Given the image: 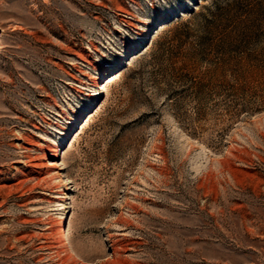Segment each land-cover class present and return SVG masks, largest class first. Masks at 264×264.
Segmentation results:
<instances>
[{
  "label": "rangeland",
  "instance_id": "1",
  "mask_svg": "<svg viewBox=\"0 0 264 264\" xmlns=\"http://www.w3.org/2000/svg\"><path fill=\"white\" fill-rule=\"evenodd\" d=\"M0 264H264V0H0Z\"/></svg>",
  "mask_w": 264,
  "mask_h": 264
},
{
  "label": "bare ground",
  "instance_id": "2",
  "mask_svg": "<svg viewBox=\"0 0 264 264\" xmlns=\"http://www.w3.org/2000/svg\"><path fill=\"white\" fill-rule=\"evenodd\" d=\"M64 243V242H63Z\"/></svg>",
  "mask_w": 264,
  "mask_h": 264
}]
</instances>
